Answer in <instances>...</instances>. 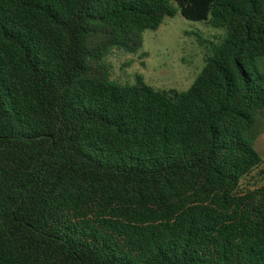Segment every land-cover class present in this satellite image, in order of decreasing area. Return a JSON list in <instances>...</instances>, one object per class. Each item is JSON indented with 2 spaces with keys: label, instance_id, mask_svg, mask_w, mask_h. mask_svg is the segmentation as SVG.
Returning <instances> with one entry per match:
<instances>
[{
  "label": "trees",
  "instance_id": "1",
  "mask_svg": "<svg viewBox=\"0 0 264 264\" xmlns=\"http://www.w3.org/2000/svg\"><path fill=\"white\" fill-rule=\"evenodd\" d=\"M178 14L187 91L111 79ZM262 60L264 0H0V264H264Z\"/></svg>",
  "mask_w": 264,
  "mask_h": 264
},
{
  "label": "rangeland",
  "instance_id": "2",
  "mask_svg": "<svg viewBox=\"0 0 264 264\" xmlns=\"http://www.w3.org/2000/svg\"><path fill=\"white\" fill-rule=\"evenodd\" d=\"M224 30L205 22H190L179 14L166 18L157 31H145L143 47L137 55L113 51L107 58L111 79L134 84L136 76L156 90L187 91L204 66L210 44H217ZM264 71V60L258 62ZM254 149L264 158V113L256 116Z\"/></svg>",
  "mask_w": 264,
  "mask_h": 264
}]
</instances>
